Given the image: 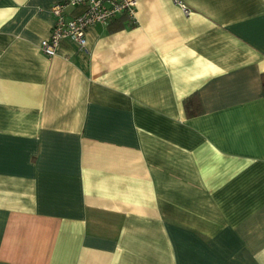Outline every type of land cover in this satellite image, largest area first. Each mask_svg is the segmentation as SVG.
<instances>
[{
  "label": "crops",
  "instance_id": "0c3cea01",
  "mask_svg": "<svg viewBox=\"0 0 264 264\" xmlns=\"http://www.w3.org/2000/svg\"><path fill=\"white\" fill-rule=\"evenodd\" d=\"M60 1L0 0V264H264V0H137L48 56Z\"/></svg>",
  "mask_w": 264,
  "mask_h": 264
},
{
  "label": "built area",
  "instance_id": "2783aa9c",
  "mask_svg": "<svg viewBox=\"0 0 264 264\" xmlns=\"http://www.w3.org/2000/svg\"><path fill=\"white\" fill-rule=\"evenodd\" d=\"M178 2L187 11L185 4ZM81 5L83 11L73 17H66L65 9L69 6ZM137 0H63L53 3L50 10L54 23L48 37L39 43V49L45 55L55 53L62 39H70L78 50L87 52L86 31L89 26L107 25L111 20L125 16L128 22H134Z\"/></svg>",
  "mask_w": 264,
  "mask_h": 264
},
{
  "label": "trees",
  "instance_id": "16d2710c",
  "mask_svg": "<svg viewBox=\"0 0 264 264\" xmlns=\"http://www.w3.org/2000/svg\"><path fill=\"white\" fill-rule=\"evenodd\" d=\"M121 18H125V16ZM262 85H264V77H262ZM183 106L187 116H195L202 113V106L197 93H192L184 98Z\"/></svg>",
  "mask_w": 264,
  "mask_h": 264
}]
</instances>
